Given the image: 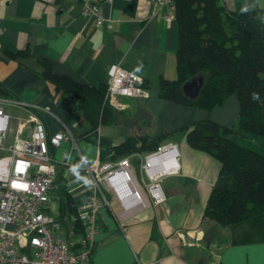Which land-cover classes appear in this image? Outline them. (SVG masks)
<instances>
[{
    "label": "crops",
    "instance_id": "obj_1",
    "mask_svg": "<svg viewBox=\"0 0 264 264\" xmlns=\"http://www.w3.org/2000/svg\"><path fill=\"white\" fill-rule=\"evenodd\" d=\"M83 1L0 0V86L8 97L31 105L42 118L50 155L57 162V183L60 180L75 201L94 192L83 163L120 159L112 158L113 147L129 135L157 140L159 145L173 143L177 163L175 171L160 177L165 200L150 203L124 221L116 219L120 205L106 192L110 207H101L97 217L92 264H264V212L225 227L203 216L220 163L189 146L182 129L205 112L158 96L159 79L176 77L175 17H167V8L150 0H95L104 18L96 25L82 13ZM223 1L235 10L264 9V0ZM113 64L141 76L148 95L108 102L114 120L89 132L74 94L47 79L44 71L48 68L77 84L97 87L106 84ZM6 106L11 116L8 135L12 138L20 125L22 134H29L24 108ZM237 114L234 95L209 112L228 127H235ZM61 132L68 137L54 143L52 138ZM254 139L236 136L243 145ZM259 145L264 147L262 142ZM151 151L128 154L136 155L132 165L138 163L144 174L142 183L137 181L145 192L142 163ZM258 151L264 153V148ZM51 194L52 210L58 204L59 213L57 190ZM221 230L222 244L217 245L214 239Z\"/></svg>",
    "mask_w": 264,
    "mask_h": 264
},
{
    "label": "trees",
    "instance_id": "obj_2",
    "mask_svg": "<svg viewBox=\"0 0 264 264\" xmlns=\"http://www.w3.org/2000/svg\"><path fill=\"white\" fill-rule=\"evenodd\" d=\"M173 6L176 77L159 79L158 96L205 112L182 131L189 146L213 155L220 163L203 216L225 227L264 212V153L236 140L237 135L264 138V9L235 10L223 0H173ZM198 75L203 76L202 86L196 97L189 98L182 84ZM44 76L74 94L89 132L114 120V109L105 100L106 84L80 85L48 68ZM144 86L148 88L146 82ZM232 95L238 100V114L235 127H228L213 120L209 112ZM0 96L10 95L0 86ZM158 145L157 140L129 135L113 147L112 158L151 151ZM56 190L58 218L65 239L75 249L78 245L73 240L84 228L80 221L72 220L69 231L65 218L75 215L77 201L60 180ZM92 254L93 246L91 264Z\"/></svg>",
    "mask_w": 264,
    "mask_h": 264
},
{
    "label": "built area",
    "instance_id": "obj_3",
    "mask_svg": "<svg viewBox=\"0 0 264 264\" xmlns=\"http://www.w3.org/2000/svg\"><path fill=\"white\" fill-rule=\"evenodd\" d=\"M167 8L173 18V0H150ZM82 13L101 25L104 18L95 0H84ZM145 80L138 74L113 64L107 71L105 100L115 103L117 97H145ZM16 104L24 108L30 123L29 134L23 135L21 125L10 142L8 131L10 114L4 105ZM61 132L52 138L58 143L67 138ZM127 155L116 161L99 164L97 160L84 162L94 192L77 201L76 213L69 218L80 221L84 233L76 238L77 247L71 248L65 239L58 211L51 207L52 194L57 186V162L50 155L49 138L38 112L26 103L0 96V264H91L90 250L99 231L97 217L101 207H110L106 192L120 205L115 213L118 222L150 203L165 200L160 177L177 168L173 143L158 145L144 158L142 169L147 178L146 192L132 172ZM167 162V163H166Z\"/></svg>",
    "mask_w": 264,
    "mask_h": 264
},
{
    "label": "rangeland",
    "instance_id": "obj_4",
    "mask_svg": "<svg viewBox=\"0 0 264 264\" xmlns=\"http://www.w3.org/2000/svg\"><path fill=\"white\" fill-rule=\"evenodd\" d=\"M4 107L6 108L7 106L6 105H4ZM9 131H10V129H9ZM9 131H8V134H9ZM10 140H11V136H9L8 135V140H7V142H10ZM264 143V138H261V137H256L255 139H254V141L253 142H251L250 140H247L246 141V145H248V146H250L251 148H253L254 150H262V148H264V147H262L261 145H259V143ZM155 150V149H154ZM154 150H152V151H154ZM151 151V152H152ZM262 152V151H261ZM132 169L134 170V173H135V177H136V179L139 181V183L141 182L142 183V176H144V174L142 173V171L140 170V166H139V164L138 163H136V164H133L132 165ZM112 206H113V208H114V210H116L117 209V206L112 202ZM53 211L54 212H57L58 211V204H56L55 206H53ZM211 221V220H210ZM213 222V221H212ZM69 231H71V229H69ZM222 231V232H221ZM220 231V233H219V235H218V237H216V239H214V240H216V243H217V245H221L222 244V235H223V230H221ZM210 264V263H209Z\"/></svg>",
    "mask_w": 264,
    "mask_h": 264
},
{
    "label": "water",
    "instance_id": "obj_5",
    "mask_svg": "<svg viewBox=\"0 0 264 264\" xmlns=\"http://www.w3.org/2000/svg\"><path fill=\"white\" fill-rule=\"evenodd\" d=\"M203 83V76L198 75L190 78L189 80L185 81L182 84V91L184 95H186L189 98H194L197 96L200 87L202 86ZM132 163L137 162L136 158L131 159Z\"/></svg>",
    "mask_w": 264,
    "mask_h": 264
}]
</instances>
